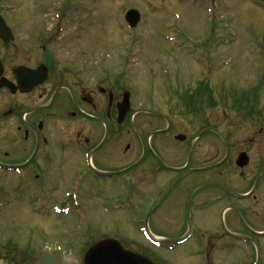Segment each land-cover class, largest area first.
<instances>
[{"label":"flooded vegetation","instance_id":"1","mask_svg":"<svg viewBox=\"0 0 264 264\" xmlns=\"http://www.w3.org/2000/svg\"><path fill=\"white\" fill-rule=\"evenodd\" d=\"M6 26L3 195L18 188L25 203L28 188L70 197L77 186L89 215L109 210L114 233L143 220L152 236L181 239L184 264H264V85L220 86L176 59L143 103L139 77L124 74L129 54L89 51L90 24Z\"/></svg>","mask_w":264,"mask_h":264},{"label":"rangeland","instance_id":"2","mask_svg":"<svg viewBox=\"0 0 264 264\" xmlns=\"http://www.w3.org/2000/svg\"><path fill=\"white\" fill-rule=\"evenodd\" d=\"M129 9L141 15L132 32L124 22ZM57 11L67 13L59 17ZM0 12L7 24H91L92 54H135L136 65L128 70L133 68L139 77L143 103L149 86L162 84L159 80L166 70L162 64L181 61L184 54L188 59L180 65L181 73L211 74L208 79L212 76L224 87L264 85V4L255 0H0ZM132 38H137L134 45ZM16 189L10 196L0 191L7 203L0 208V256L14 258L12 264H28L44 247L62 248L58 256L65 253L80 262L85 247L106 233L133 240L129 241L132 247L143 244L153 259L165 264H184L178 251L149 250L141 221H121L118 235L109 228V210L89 215L77 186L70 197H63L60 190L47 193L28 188L25 203L17 199L20 189ZM54 206L67 208L70 214L56 216Z\"/></svg>","mask_w":264,"mask_h":264},{"label":"water","instance_id":"3","mask_svg":"<svg viewBox=\"0 0 264 264\" xmlns=\"http://www.w3.org/2000/svg\"><path fill=\"white\" fill-rule=\"evenodd\" d=\"M264 2V0H259ZM140 16L136 11L130 10L125 16L129 27L135 28L139 23ZM5 22L0 17V40L8 41V31L5 29ZM128 109V108H127ZM126 109L124 113H126ZM31 264H76L71 261L57 260L51 254H42ZM82 264H154L144 257L129 251L112 239H98L86 249L82 257Z\"/></svg>","mask_w":264,"mask_h":264}]
</instances>
